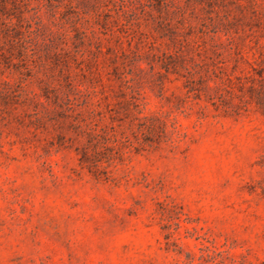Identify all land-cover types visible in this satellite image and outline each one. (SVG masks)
<instances>
[{"label":"rangeland","instance_id":"374dc122","mask_svg":"<svg viewBox=\"0 0 264 264\" xmlns=\"http://www.w3.org/2000/svg\"><path fill=\"white\" fill-rule=\"evenodd\" d=\"M261 78L264 0H0V264H264Z\"/></svg>","mask_w":264,"mask_h":264},{"label":"trees","instance_id":"16d2710c","mask_svg":"<svg viewBox=\"0 0 264 264\" xmlns=\"http://www.w3.org/2000/svg\"><path fill=\"white\" fill-rule=\"evenodd\" d=\"M249 1L251 2V4H255L256 2V0H249ZM261 79H264V78H261ZM251 87L253 91H255L257 103L259 104L263 103L264 102V87L261 84H259V86L257 87H254V86H251ZM94 162H96V160L91 158L90 154L87 153V150H83L82 156L80 157V163H85L87 164L88 168H91V166H95Z\"/></svg>","mask_w":264,"mask_h":264}]
</instances>
